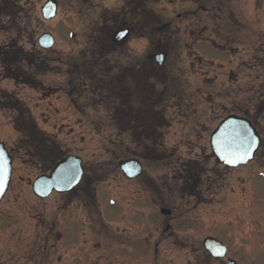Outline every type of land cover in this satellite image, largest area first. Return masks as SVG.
I'll list each match as a JSON object with an SVG mask.
<instances>
[{"label": "rangeland", "instance_id": "374dc122", "mask_svg": "<svg viewBox=\"0 0 264 264\" xmlns=\"http://www.w3.org/2000/svg\"><path fill=\"white\" fill-rule=\"evenodd\" d=\"M44 2L0 0V48L24 58L6 74L0 56L12 165L0 264H264V0H56L50 20ZM122 26L129 36L113 43ZM158 50L161 65L147 56ZM229 114L261 143L225 168L208 139ZM67 155L82 158L79 185L34 195L31 181ZM130 157L143 166L133 180L117 163ZM193 173L200 192L181 178ZM206 236L227 247L223 260Z\"/></svg>", "mask_w": 264, "mask_h": 264}, {"label": "water", "instance_id": "95a60500", "mask_svg": "<svg viewBox=\"0 0 264 264\" xmlns=\"http://www.w3.org/2000/svg\"><path fill=\"white\" fill-rule=\"evenodd\" d=\"M57 10L56 0H45L40 7L44 20L52 19ZM128 29H119L114 32L112 41L117 42L128 34ZM54 40L49 32L41 33L37 38L38 45L43 49L52 46ZM157 65H161L166 55L163 52L150 54ZM210 152L215 160L226 167H237L252 160L260 145V136L251 121L240 115L229 114L222 118L210 132L208 139ZM118 167L127 179L138 177L142 172V165L137 158L118 160ZM11 159L0 142V199L7 190L11 175ZM83 176L82 159L77 155H69L58 160L48 173L36 176L30 184L31 191L39 198H45L51 192L64 193L76 187ZM167 214L168 209H160ZM202 244L213 258L222 259L226 255V246L212 236H206ZM226 264H235L227 259Z\"/></svg>", "mask_w": 264, "mask_h": 264}, {"label": "trees", "instance_id": "16d2710c", "mask_svg": "<svg viewBox=\"0 0 264 264\" xmlns=\"http://www.w3.org/2000/svg\"><path fill=\"white\" fill-rule=\"evenodd\" d=\"M18 48H16V46L14 45H8L5 48H0V56H1V60H2V64L5 67L6 70V74H8L7 72L11 71L13 74H17L18 72V67L16 64L14 66V63L18 60V59H24L22 57H20V54L18 53L19 50H17ZM25 61H29V58H25ZM61 158V157H59Z\"/></svg>", "mask_w": 264, "mask_h": 264}, {"label": "flooded vegetation", "instance_id": "af4514ba", "mask_svg": "<svg viewBox=\"0 0 264 264\" xmlns=\"http://www.w3.org/2000/svg\"><path fill=\"white\" fill-rule=\"evenodd\" d=\"M143 1V0H142ZM160 28H167V25H162L161 27H158V29L160 30ZM119 29H128L129 30V32H128V34L124 37V38H122V39H120L119 41H117V42H113L112 41V36H113V34H114V32H116L117 30H119ZM164 30V29H163ZM113 32V34L111 35V41L113 42V43H118V42H120V41H122V40H124V39H126L128 36H129V34H130V29L128 28V27H121V28H118V29H116L115 31ZM160 52H163L165 55H166V53L164 52V51H162V50H158V51H156V52H150L148 55H150V54H156V53H160ZM147 55V56H148ZM254 124V123H253ZM254 127H255V129H256V126L254 125ZM257 130V129H256ZM258 133V132H257ZM261 143V142H260ZM147 152V150L146 149H144V152ZM211 157L213 158V156L211 155ZM137 158V157H136ZM139 159V158H138ZM214 159V158H213ZM140 160V159H139ZM215 160V159H214ZM141 162V161H140ZM217 163V162H216ZM142 164V163H141ZM219 166H222V167H225V168H228V167H226V166H223V165H221V164H219V163H217ZM82 166H83V162H82ZM142 169H143V166H142ZM83 174H84V169H83ZM139 177V176H138ZM138 177H136V178H138ZM82 178H83V176H82ZM181 178H190V181L192 182V184H193V189L192 190H195V191H197V188L199 189L198 191L200 192V188L198 187V185H199V183L202 181V179L201 178H199V176H197V174L196 173H193V174H189L188 175V177H181ZM129 180H133V179H129ZM77 187V186H76ZM207 188H209V186L207 187ZM208 190V189H207ZM72 191V190H71ZM198 192V193H199ZM52 193V192H51ZM50 193V194H51ZM169 210V209H168ZM170 211V210H169ZM170 213V212H169ZM168 213V214H169ZM165 228H168V224H167V226L165 227ZM228 253V249H227V247H226V254ZM213 258V257H212ZM225 258V257H224ZM223 258V259H224ZM214 259H216V260H218V258H214ZM223 259H219V260H223ZM227 259H230V258H227ZM224 264H226V259L224 260Z\"/></svg>", "mask_w": 264, "mask_h": 264}]
</instances>
